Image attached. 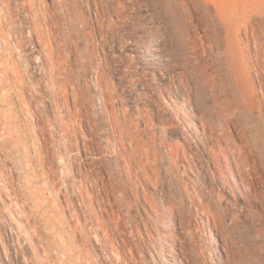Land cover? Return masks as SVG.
<instances>
[{"label":"rangeland","instance_id":"rangeland-1","mask_svg":"<svg viewBox=\"0 0 264 264\" xmlns=\"http://www.w3.org/2000/svg\"><path fill=\"white\" fill-rule=\"evenodd\" d=\"M200 1L0 0V264H264V0Z\"/></svg>","mask_w":264,"mask_h":264},{"label":"bare ground","instance_id":"bare-ground-1","mask_svg":"<svg viewBox=\"0 0 264 264\" xmlns=\"http://www.w3.org/2000/svg\"><path fill=\"white\" fill-rule=\"evenodd\" d=\"M182 0H168V4L170 5V6H173V8L175 9V11L177 12V13H179L180 14V11H179V8H178V3L179 2H181ZM200 3H201V6H202V8H203V10H204V13L206 14V16H207V19H209V24H210V26H209V29H213L214 31H213V34L212 35H210V31L207 29L206 31H205V48H209V50H210V52H212L213 51V48H214V46L215 45H217L218 47L221 45L222 46V48H223V45H225L228 41H229V36L227 35V32L228 31H230L229 29H230V27L233 25V23L235 22V20L236 19H239V20H241L242 18V15H241V13H239V11H240V9L242 8V7H245V3L243 2V1H238L237 0V2H232V1H229V0H201L200 1ZM185 17L186 18H188L189 17V15L188 14H185ZM190 43L194 46L193 48H199V44H200V41H199V37L197 36V35H195L194 37H192V38H190ZM162 44L161 43H158V42H156V43H151V44H146L141 50H140V52H141V54L142 55H145V56H148L149 57V59H151L152 60V62H158V61H162L163 60V56H162ZM194 49V50H195ZM224 49V48H223ZM197 53V52H196ZM222 53V55H224L225 53H226V51H222L221 52ZM242 57L241 56H238V58H236L237 59V62L239 63V66H237V64L235 63V66H234V73L236 74V78H238V84L236 83V85H238V88H240V84L241 83H243L244 82V79H245V77H244V73H245V69H246V67H245V65L241 62L242 61V59H241ZM166 61V60H165ZM227 64V66H228V63H226ZM230 64V63H229ZM231 70H232V68L230 69V72H231ZM232 75V74H231ZM234 75V74H233ZM207 76V75H206ZM208 77V76H207ZM206 77V78H207ZM234 77V76H233ZM210 78V77H209ZM235 78V77H234ZM213 79V78H212ZM211 78L210 79H208L209 81H210V86L211 87H215V84H213L212 83V81H214V80H212ZM246 81V80H245ZM235 82H236V79H235ZM232 83H234L233 81H232ZM220 86V85H219ZM242 87V86H241ZM240 90V89H239ZM244 94V93H243ZM216 95V94H215ZM224 95V94H223ZM222 96V95H221ZM244 96V95H243ZM216 97V96H215ZM239 97V96H238ZM242 97V96H241ZM241 97H239V99L241 98ZM245 97V96H244ZM182 98V97H181ZM243 99V98H242ZM217 100V99H216ZM215 100V101H216ZM225 100V99H224ZM223 100V101H224ZM173 101V100H172ZM218 101V100H217ZM241 101V100H240ZM175 102V101H174ZM235 103H236V100L234 101ZM182 103V102H181ZM220 103H222V102H220ZM227 103V102H226ZM182 104H184V103H182ZM218 104V103H217ZM228 104V103H227ZM231 104H232V101H231ZM234 104V103H233ZM178 105V104H177ZM222 105H223V103H222ZM242 105V104H241ZM243 105H245L244 104V102H243ZM182 106V105H181ZM184 106V105H183ZM220 107V106H219ZM218 107V108H219ZM221 107H223V106H221ZM236 107V106H235ZM240 107H242V106H240ZM213 108H216V107H214L213 106ZM247 108V107H246ZM221 110H222V108H220ZM229 109V108H228ZM238 109V108H237ZM242 109H244V108H242ZM227 110V109H226ZM232 110H234V108L232 109ZM241 110V109H240ZM249 110V109H248ZM224 111V110H223ZM222 111V112H223ZM237 111V110H236ZM239 111V110H238ZM251 111V110H250ZM249 111V112H250ZM219 112H221V111H219ZM224 112H226V111H224ZM223 112V113H224ZM235 114L237 113V112H234ZM240 113V112H239ZM253 113V112H252ZM190 114V113H189ZM222 114V113H221ZM242 114V113H241ZM249 114V113H248ZM190 116H192V115H190ZM223 116V115H222ZM224 116H225V114H224ZM237 116V115H236ZM230 118L232 117V116H229ZM238 117V116H237ZM190 118V117H189ZM224 118V117H223ZM233 118V117H232ZM241 118V117H240ZM245 118H246V116H245ZM257 118H258V116H257ZM191 119V118H190ZM194 119V118H193ZM196 119V118H195ZM219 119H220V117H219ZM227 119V118H226ZM237 119V118H236ZM260 119V118H259ZM224 120V119H223ZM226 121V120H225ZM237 121V120H236ZM245 121V120H244ZM224 122V121H223ZM227 122L229 123V121H228V119H227ZM227 122H226V124H227ZM260 122V121H259ZM262 122V121H261ZM260 122V123H261ZM243 123V122H242ZM264 124V123H263ZM262 124V125H263ZM203 125H204V123H203ZM228 125V124H227ZM258 124H256V126H257ZM253 126V125H252ZM255 126V125H254ZM238 127H241V125L240 126H238ZM259 127H260V124H259ZM245 129V128H244ZM257 129V128H256ZM256 129L254 130V129H252L253 131H256ZM259 129H261V128H259ZM258 130V129H257ZM262 130H263V128H262ZM241 131V130H240ZM258 131H261V130H258ZM257 131V132H258ZM264 132V131H263ZM240 133V132H239ZM245 133V132H244ZM250 133V132H249ZM253 133V132H252ZM251 133V134H252ZM260 133V132H259ZM227 134H229V133H227ZM241 134V133H240ZM246 134V133H245ZM250 135V134H249ZM261 135V134H260ZM228 136V135H227ZM254 136V135H253ZM242 137V136H241ZM243 137L245 138V136L243 135ZM262 137V136H261ZM264 137V136H263ZM256 138V137H255ZM258 138V137H257ZM231 139H232V137H231ZM262 140V139H261ZM246 141V140H245ZM257 141H259V140H256V142ZM231 142V141H230ZM233 142V141H232ZM248 143V142H247ZM263 142H261V144H262ZM235 144H237V143H235ZM257 144V143H256ZM255 144V145H256ZM259 144V143H258ZM264 144V143H263ZM236 146H238V145H236ZM231 147H232V145H231ZM251 147V146H250ZM240 148V147H239ZM257 148V147H256ZM241 149L243 150V146L241 147ZM249 149V148H248ZM232 150H234V149H232ZM238 150V149H237ZM240 150V149H239ZM238 150V151H239ZM251 150H253L254 151V149H251ZM264 150V149H263ZM252 151V152H253ZM228 152V151H227ZM226 152V153H227ZM263 152V151H262ZM262 152H261V154H262ZM241 153V152H240ZM237 154V153H236ZM255 155V154H254ZM263 156V155H262ZM226 157V156H225ZM238 157V156H237ZM255 157V156H254ZM257 157H259V156H257ZM263 158V157H262ZM262 158L260 159V160H262ZM229 159H231V158H229ZM255 159V158H254ZM259 159V158H258ZM227 160V159H226ZM248 161V157L245 155L244 157L242 156V160H241V163H242V167H245V162H247ZM256 161V160H255ZM257 162V161H256ZM227 163V162H226ZM229 166V165H228ZM227 166V167H228ZM255 166V165H254ZM258 166V165H257ZM261 167H262V165H260ZM260 166H258V167H260ZM231 167V166H230ZM264 167V166H263ZM255 169H256V167H255ZM254 170V169H253ZM259 170H261L260 168H259ZM229 171V170H228ZM229 172H231V171H229ZM256 172V171H255ZM257 173H258V171H257ZM257 175V174H256ZM257 177H259V176H257ZM169 253V252H168ZM173 254L171 253H169V257L171 258V257H173L172 256Z\"/></svg>","mask_w":264,"mask_h":264}]
</instances>
